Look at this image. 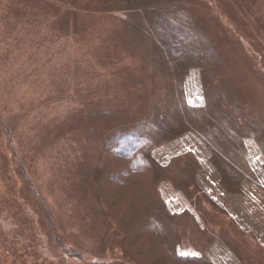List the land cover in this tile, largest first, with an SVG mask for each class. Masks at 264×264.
<instances>
[{
	"label": "rangeland",
	"instance_id": "1",
	"mask_svg": "<svg viewBox=\"0 0 264 264\" xmlns=\"http://www.w3.org/2000/svg\"><path fill=\"white\" fill-rule=\"evenodd\" d=\"M0 264H264V0H0Z\"/></svg>",
	"mask_w": 264,
	"mask_h": 264
}]
</instances>
